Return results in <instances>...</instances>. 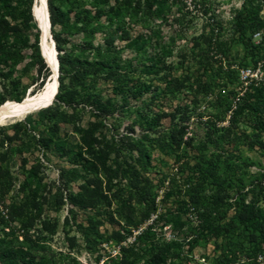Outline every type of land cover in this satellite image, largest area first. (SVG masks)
I'll return each mask as SVG.
<instances>
[{
    "label": "rangeland",
    "instance_id": "obj_1",
    "mask_svg": "<svg viewBox=\"0 0 264 264\" xmlns=\"http://www.w3.org/2000/svg\"><path fill=\"white\" fill-rule=\"evenodd\" d=\"M244 1L179 0L181 4L170 14L151 18L143 8L126 7V0H112L120 16L113 24L104 20L97 24L102 28L95 34L80 32L79 24L64 30L56 27L69 43L72 60L95 63L111 55L119 60V77L97 79L95 90L103 103L109 100L113 113L99 118L82 104L73 123L66 121L64 114L71 110L64 106L60 112L55 110L50 122L38 113L17 122H28L31 128L27 136L22 133V139L12 143L14 151L3 167L9 168L13 186L0 202L14 215L11 206L24 204L33 192L43 205L40 219L52 228L32 230L24 241L20 223L7 219L0 227V244L18 238L33 248L45 242L56 260L49 264H149L157 246L163 245L172 248L171 264H264V251L257 246L245 243L232 254L227 250L226 223L238 211L236 199L244 196L246 203L253 204L264 195V107L259 114L236 113L246 93L258 90L264 95V31L245 44L251 33L242 37L235 18ZM84 2L83 18L93 17L92 0ZM258 16L257 20H264V3ZM35 28L21 40L23 60L3 69L0 87L6 85L10 101L41 91L50 79L42 85L43 77L31 60L30 46L41 32L39 25ZM109 35L116 37L109 48L111 55L105 42ZM124 36L129 40H123ZM11 125L0 129L12 136ZM75 126L92 129L103 145L121 141L120 161L135 166L152 183L153 210L148 217L146 210L134 205L131 225L122 219L123 211L115 215L119 223L107 222L108 214L120 209L122 199L114 200L111 209H73L70 194L80 192L84 182L77 178L67 184L61 172L85 176L86 160L97 153L96 147L84 148ZM129 145L136 149L129 151ZM4 152L1 148L0 154ZM59 187L65 205L56 210ZM113 193L125 201L131 198L117 181ZM198 207L219 214L227 210L222 231L204 229ZM88 218L104 225L89 229ZM40 222L35 229L42 230ZM8 232L14 235L6 236ZM191 242L196 245L193 251Z\"/></svg>",
    "mask_w": 264,
    "mask_h": 264
},
{
    "label": "trees",
    "instance_id": "obj_2",
    "mask_svg": "<svg viewBox=\"0 0 264 264\" xmlns=\"http://www.w3.org/2000/svg\"><path fill=\"white\" fill-rule=\"evenodd\" d=\"M84 1L47 0L51 33L58 52L59 87L53 106L38 112V116L42 120L52 121L55 118V110L60 112L64 106L71 110V114H64L66 121L73 123L75 117L79 115L78 109L82 104L89 105L92 110L96 111L99 118L106 119L113 113L111 108H109V100L103 103L102 95L95 90L97 79L102 77L104 80L111 81L119 77V60L112 57V51L109 50L114 45L116 37L109 35L105 38L108 46L107 55H111L109 60L80 64L77 60L71 59L67 49L69 43L60 32L55 30L56 27L64 30L74 24H79L80 32L95 34L102 28L101 25L97 26V24H100L103 20L113 24L120 16L118 14L119 9L112 6V0H92L91 5L96 7L95 15L91 17L89 13V16L83 18L81 9L85 4ZM34 2L35 0H0V78L3 75V69L10 67V62H13L12 64L16 66L24 58L21 50V40L26 37L30 29H36L37 24L34 23ZM126 3H128L126 7H132L133 9L143 8L151 18H160L168 15L174 7L181 4L179 0H137L136 2H128L126 0ZM263 3L264 0H245L242 8L236 12V22L241 26L240 35L245 37L246 32L251 33L245 42L246 45L252 42V37L256 33L264 31V20H257ZM38 29L40 30V28ZM40 36L41 32L40 35H35V41L31 44L30 49L32 50V63L35 65L39 76L43 77V85L45 80L51 77L52 72L45 58H43ZM122 39L127 41L129 37L124 36ZM91 47L87 49H92ZM114 68H117V70L114 71ZM87 81H90L89 85H87ZM8 95L6 85L0 87V106L8 100H13V98H8ZM23 99V97L14 98L15 102H21ZM242 100L244 102L240 104L236 113L248 111L253 114H259L264 107V95L258 90L254 94L246 93ZM172 117L175 118V115L172 114ZM9 128L14 131L12 136L5 135L4 129H0V149H5V152L0 154V198H3V194L9 192L13 186L14 179L9 168L3 167L9 160V155L14 151L12 143L21 140L22 133L27 136L31 124L28 122L15 123ZM75 128L80 133L84 148L96 147L97 153L91 154V159L86 160L89 166L85 168L87 173L85 176L81 177L76 172H61L60 177L66 178L67 184L77 178H82L84 182L80 192L70 194L69 204L73 209L76 208L84 212H96L100 208L111 209L114 205V200L122 199L120 209L108 214L107 222L111 224L119 223L115 219V215L123 211L122 219L127 225H131L133 220L129 215L133 213L134 205L146 210V217H148L153 210L152 198L154 194L152 183L149 179H143L135 166L127 164L126 161L125 163L120 161L122 153L121 141L116 142L114 140L107 145H103V141L94 134L92 129L83 130L76 126ZM135 149V145H129V151ZM123 165H126V170H124ZM114 181L118 182L120 188H126V192L131 196L128 201H125V198H121L122 195L116 198L117 194H112ZM220 200H223V198H218V201ZM258 200L259 202L248 204L245 202L244 196L236 199V203L239 205L238 211L226 223L227 250L231 254L235 253L237 248L245 243L257 246L260 252L264 251V207L261 205V202L264 201V195L258 196ZM54 203L56 210H60L65 205L64 193L60 187L56 191ZM194 203H198V201ZM42 206L41 199L31 192L30 195L26 196L24 204H13L11 206L14 215L10 214V209L7 208L5 209L6 216L0 211V227L7 222V219L17 221L24 232V241H28L30 239V231L42 232L52 228L49 222L40 219ZM197 213L203 222L204 229L208 228L210 232L215 229L222 231L221 224L228 215L227 210L219 214L214 209H208L207 211L201 210L200 207H198ZM38 221H41L42 230L35 229ZM66 221H69V219L66 218ZM88 222L90 224L89 229L93 230L104 225V221H96L92 218H88ZM1 232L2 229L0 228ZM5 234L6 236H13L14 232ZM216 237H219V234ZM195 246V243L191 242L190 251H193ZM171 253V247L167 245L157 246V250L149 259V264H171V261L169 263ZM54 257L53 251L45 242H38L37 246L33 248L26 247L18 238L15 242L0 244V264H49L56 262ZM130 264L133 263L131 262Z\"/></svg>",
    "mask_w": 264,
    "mask_h": 264
},
{
    "label": "bare ground",
    "instance_id": "obj_3",
    "mask_svg": "<svg viewBox=\"0 0 264 264\" xmlns=\"http://www.w3.org/2000/svg\"><path fill=\"white\" fill-rule=\"evenodd\" d=\"M33 12L41 30L43 55L53 72L41 91L25 97L21 102L7 101L0 106V126L15 124L32 114L49 108L54 104L58 92L57 73L59 74V60L57 49L54 47L55 42L50 32L51 23L47 0H36Z\"/></svg>",
    "mask_w": 264,
    "mask_h": 264
},
{
    "label": "water",
    "instance_id": "obj_4",
    "mask_svg": "<svg viewBox=\"0 0 264 264\" xmlns=\"http://www.w3.org/2000/svg\"><path fill=\"white\" fill-rule=\"evenodd\" d=\"M35 2H36V0H35ZM50 32H51V30H50ZM54 47L56 48V46H55V44H54ZM43 56V55H42ZM44 58V57H43ZM47 63V62H46ZM48 65V64H47ZM48 67L50 68V66L48 65ZM50 70H51V72H53V70L50 68ZM58 72H59V68H58ZM58 79H59V74L57 73V82H58V87H59V81H58ZM58 93V92H57Z\"/></svg>",
    "mask_w": 264,
    "mask_h": 264
},
{
    "label": "built area",
    "instance_id": "obj_5",
    "mask_svg": "<svg viewBox=\"0 0 264 264\" xmlns=\"http://www.w3.org/2000/svg\"><path fill=\"white\" fill-rule=\"evenodd\" d=\"M0 211L3 213V215L6 216V210L3 208L1 202H0Z\"/></svg>",
    "mask_w": 264,
    "mask_h": 264
}]
</instances>
